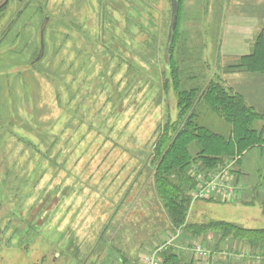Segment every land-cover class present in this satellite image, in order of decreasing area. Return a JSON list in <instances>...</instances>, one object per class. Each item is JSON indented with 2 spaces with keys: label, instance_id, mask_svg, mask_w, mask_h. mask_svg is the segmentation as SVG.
Wrapping results in <instances>:
<instances>
[{
  "label": "rangeland",
  "instance_id": "rangeland-1",
  "mask_svg": "<svg viewBox=\"0 0 264 264\" xmlns=\"http://www.w3.org/2000/svg\"><path fill=\"white\" fill-rule=\"evenodd\" d=\"M179 8L172 67L170 0H13L0 16V264H145L180 236L158 195L154 145L185 125L179 101L192 90L195 120L231 137L201 97L210 82L264 113V73L240 66L264 28V0ZM247 147L214 167L191 150L188 223L264 229V144ZM182 243L204 245L213 263L264 264L243 243L213 250L212 235ZM179 255L196 264L190 251Z\"/></svg>",
  "mask_w": 264,
  "mask_h": 264
},
{
  "label": "trees",
  "instance_id": "trees-1",
  "mask_svg": "<svg viewBox=\"0 0 264 264\" xmlns=\"http://www.w3.org/2000/svg\"><path fill=\"white\" fill-rule=\"evenodd\" d=\"M7 1L13 0H5V3L0 5V16L8 7ZM177 29L178 24L176 32ZM176 39L175 33L169 67L174 65L173 52ZM241 61L240 66L247 71L264 73V28L255 39L252 53L243 57ZM172 73L174 78L176 71L173 69ZM178 76L179 72L177 71ZM186 94L189 98L186 97L183 101H179V107L181 117L188 116L187 122L179 128L174 127V124L171 136L170 134L168 136L167 132L164 133L154 145L156 148L154 163L157 164L155 184L173 225V234L178 235L180 232L177 243L183 244V238L188 236L194 239L207 238L212 235L217 240V243L212 247L213 250H220L221 242L226 245L228 241H235L264 252V229H249L214 219L207 222L188 223L187 217L191 201L189 191L193 185L187 170L195 158L191 150L195 149L196 156L204 159L206 167H214L216 164H211L212 160L229 156L236 149L239 151V147L264 144V123L262 129H257L254 126L256 122H264V113H257L246 104L241 95L229 92L221 83L210 82L201 97L214 113L219 114L230 124L232 134L230 138H226L210 131L195 120L197 115L191 101L197 93L192 90ZM171 126L172 124L167 125L166 131L169 132ZM163 257L165 264H182L180 255L175 248H170L163 254ZM119 261L121 264H132L127 257H121L118 259Z\"/></svg>",
  "mask_w": 264,
  "mask_h": 264
},
{
  "label": "built area",
  "instance_id": "built-area-1",
  "mask_svg": "<svg viewBox=\"0 0 264 264\" xmlns=\"http://www.w3.org/2000/svg\"><path fill=\"white\" fill-rule=\"evenodd\" d=\"M203 198V197H202ZM178 237L171 238L169 243H166L162 247L148 252L146 256L145 264H165L163 254L168 251L171 246H174ZM188 250L193 254L194 262L196 264H211L214 258L210 251L202 244L194 243L188 247Z\"/></svg>",
  "mask_w": 264,
  "mask_h": 264
},
{
  "label": "water",
  "instance_id": "water-1",
  "mask_svg": "<svg viewBox=\"0 0 264 264\" xmlns=\"http://www.w3.org/2000/svg\"><path fill=\"white\" fill-rule=\"evenodd\" d=\"M170 6H171V22H170L168 38H167V43H166V48H165V57H164V61L167 66L170 65L171 51H172V46H173L176 28L178 24V18H179L178 0H170ZM48 20L49 18H46L41 27V50L38 55V58L35 60L34 63L39 62L42 59L43 54H44V31H45Z\"/></svg>",
  "mask_w": 264,
  "mask_h": 264
},
{
  "label": "crops",
  "instance_id": "crops-1",
  "mask_svg": "<svg viewBox=\"0 0 264 264\" xmlns=\"http://www.w3.org/2000/svg\"><path fill=\"white\" fill-rule=\"evenodd\" d=\"M238 48H239V47H238ZM238 48H237V49H238ZM238 52H239V53H238ZM227 53H228V52H227ZM244 53H246V52H244V51H242V50L239 49L235 54L239 55V54H244ZM229 54H232V53L229 52ZM235 54H234V55H235ZM232 55H233V54H232ZM248 87H249V86H248ZM250 87H252V86H250ZM234 91H235V92H239V91H236V90H234ZM261 100H262L261 98H257V99H256V101H257L258 103L261 102ZM177 241H178V240H176V243L174 244V246H171L170 248H175L178 254H181V253L184 252V251H186V252L189 251V250H188V247H189V246H187V245L185 246L184 244L177 243ZM190 245H191V244H190ZM170 248H169V249H170ZM169 249H168V250H169ZM222 253H223V251H222ZM243 254H245V252H243ZM232 255H233V254H232ZM216 256H218V255H216ZM219 256H220L219 262H218V263H216V262L213 263V261H212V264H233V261H234L233 258H229V259L225 260V259H223V256H221V255H219ZM233 256H234V255H233ZM190 257H191V256H190ZM226 257L228 258L229 255H227ZM231 257H232V256H231ZM238 257H239V258H238L239 260H240L241 258L243 259V257H241V255H238ZM180 258H181V257H180ZM218 258H219V257H218ZM181 263L184 264L183 261H182V259H181ZM189 264H193V263H192V259H190V263H189Z\"/></svg>",
  "mask_w": 264,
  "mask_h": 264
},
{
  "label": "flooded vegetation",
  "instance_id": "flooded-vegetation-1",
  "mask_svg": "<svg viewBox=\"0 0 264 264\" xmlns=\"http://www.w3.org/2000/svg\"><path fill=\"white\" fill-rule=\"evenodd\" d=\"M5 1V0H4ZM2 2V0H0V3ZM8 2V5L10 4V2L9 1H7ZM2 5V4H1ZM7 10V9H6Z\"/></svg>",
  "mask_w": 264,
  "mask_h": 264
}]
</instances>
